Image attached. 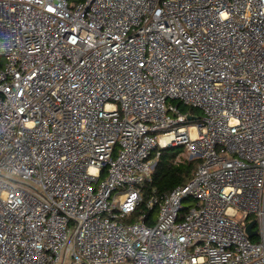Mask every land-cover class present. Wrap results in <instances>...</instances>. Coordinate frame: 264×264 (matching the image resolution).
Instances as JSON below:
<instances>
[{"label":"built area","instance_id":"2783aa9c","mask_svg":"<svg viewBox=\"0 0 264 264\" xmlns=\"http://www.w3.org/2000/svg\"><path fill=\"white\" fill-rule=\"evenodd\" d=\"M66 257L264 264V0H0V264Z\"/></svg>","mask_w":264,"mask_h":264},{"label":"trees","instance_id":"16d2710c","mask_svg":"<svg viewBox=\"0 0 264 264\" xmlns=\"http://www.w3.org/2000/svg\"><path fill=\"white\" fill-rule=\"evenodd\" d=\"M82 0H70V2L75 3ZM181 110L185 111L188 107H185L180 102H175ZM195 108L191 109L195 116L199 117L200 112ZM179 146V147H178ZM168 147V146H167ZM165 147V148H167ZM178 151L173 155H168L167 153L160 151L159 159L156 163L154 170L151 173L150 179L143 183L142 189V203L138 206L135 213L139 210L144 209V203L148 197L152 194L165 193L172 188L187 182L195 172V165L193 161L185 160L183 162H175V155L182 151V146L177 145ZM182 147V148H181ZM153 210L150 212L152 213ZM131 219V218H130Z\"/></svg>","mask_w":264,"mask_h":264},{"label":"rangeland","instance_id":"374dc122","mask_svg":"<svg viewBox=\"0 0 264 264\" xmlns=\"http://www.w3.org/2000/svg\"><path fill=\"white\" fill-rule=\"evenodd\" d=\"M185 106V105H184ZM185 107H187V106H185ZM199 111V110H198ZM198 111H196V112H198ZM194 115H196V114H194ZM161 135V132L160 131H158V132H156V137H158V136H160ZM177 145H175V146H168L167 148H161V147H157L156 148V152L158 151V150H161V151H163V152H165V153H167L168 155H173V154H175V152H177L178 151V147H176ZM182 147V151H180V152H178L176 155H175V162H183V161H187V160H189V161H193V163H194V165H195V168L197 167V165H198V163H199V161H200V158L199 157H197V156H190L189 154H188V152L186 151V149H185V146H183V145H181ZM158 157H155V160H157L158 161ZM11 177L12 178H14V179H16L17 181H20V182H27V181H25V180H22V179H20V178H18V177H16V176H13V175H11ZM29 183V182H28ZM152 216H153V218L155 219L156 218V216H157V210L156 209H154L153 210V212H152ZM67 263V257L65 258V260L61 263V264H66Z\"/></svg>","mask_w":264,"mask_h":264},{"label":"water","instance_id":"95a60500","mask_svg":"<svg viewBox=\"0 0 264 264\" xmlns=\"http://www.w3.org/2000/svg\"><path fill=\"white\" fill-rule=\"evenodd\" d=\"M195 115L189 116L190 119H193ZM254 224V220L250 221L246 226H245V232L251 237L254 234H256V231L252 229V226Z\"/></svg>","mask_w":264,"mask_h":264}]
</instances>
